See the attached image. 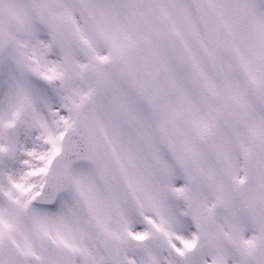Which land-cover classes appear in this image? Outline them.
Listing matches in <instances>:
<instances>
[{"label": "snow or ice", "instance_id": "1", "mask_svg": "<svg viewBox=\"0 0 264 264\" xmlns=\"http://www.w3.org/2000/svg\"><path fill=\"white\" fill-rule=\"evenodd\" d=\"M0 264H264V0H0Z\"/></svg>", "mask_w": 264, "mask_h": 264}]
</instances>
